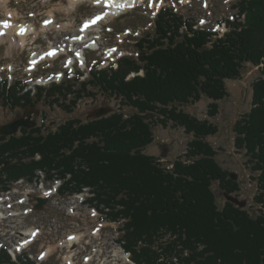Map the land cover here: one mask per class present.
<instances>
[{
    "label": "trees",
    "instance_id": "1",
    "mask_svg": "<svg viewBox=\"0 0 264 264\" xmlns=\"http://www.w3.org/2000/svg\"><path fill=\"white\" fill-rule=\"evenodd\" d=\"M235 5L237 13L226 21L223 36L196 28L172 9L162 10L155 35L138 42L137 58L120 60L117 69L91 71L77 89L66 81L39 88L31 97L18 83L5 82L0 96L13 109L45 103L72 113L95 89L120 97L128 109L96 120L72 118L47 132L40 126L0 137V192L22 178L33 181L38 170L48 180L55 174L64 180L63 196L90 188L89 203L107 209L113 221L126 220L121 241L138 264L175 259L180 264H264V214L216 203L214 182L225 193L240 191L207 141L219 128L179 109L207 96L213 101L209 116H216L217 102L229 96L225 83L238 80L246 66L264 63V0H236ZM141 71L144 76L128 80ZM254 85V107L234 127L235 148L256 174L255 202L264 203V79ZM155 122L173 123L194 136L186 154L190 163L177 161L168 170L144 154L154 141ZM0 264L35 263L27 255L14 262L2 251Z\"/></svg>",
    "mask_w": 264,
    "mask_h": 264
},
{
    "label": "rangeland",
    "instance_id": "2",
    "mask_svg": "<svg viewBox=\"0 0 264 264\" xmlns=\"http://www.w3.org/2000/svg\"><path fill=\"white\" fill-rule=\"evenodd\" d=\"M5 1L0 0V19L2 21L8 20L10 22L13 19L15 21L14 25L18 26L34 24L40 32L35 43L33 42L34 36H31L23 49L16 46L10 47L11 43L9 41L2 43L0 47V88H2L6 79L10 86L17 80L22 83L28 80L30 76L36 78L49 74L54 75L60 71L63 72L66 62H72V57L40 65L33 75L28 70L31 60L36 55L46 53L52 48H56L55 50L63 48V51L67 52L70 39L76 38L78 34L82 35L85 32L82 30L85 22L92 20L103 10L102 5L95 6L96 3L94 2H85L80 3L75 12L66 15L63 13V9L60 11L59 8L68 7L70 0H7V6L3 3ZM137 3L138 8L131 9L123 16L106 22L99 32H96L97 29L93 30L92 37L100 38L98 40L102 46L99 53L91 52L88 55V68L84 69V72L81 71L84 76H89L90 65H95V60L98 62L97 67L100 66L102 69L113 64L122 56L136 58L138 42L143 38H152L155 35L156 16L164 9L174 10L176 14L182 15L185 20L194 23L197 28L210 27L221 34L227 31L224 23L227 20H233L234 15L237 13V9H235L236 0H139ZM53 15H55L54 21H57L58 25H70V28L64 31L55 28L47 33L42 31L45 21H52ZM109 47H116L118 55L111 57L105 55L109 51ZM70 49H72V46ZM78 69L76 68V70ZM262 69H264V63L259 67L248 65L242 70V76L238 80H228L225 84L229 96L217 102L218 112L214 117L209 116V105L213 101L207 96H203L201 101L196 104L179 106V109H182L185 113L195 116L199 120L207 119L219 128L218 133L215 136L208 137L207 141L215 148L217 152L216 160L221 167L229 173L238 175L237 181L234 182H239L240 191L237 195H232L238 197L240 201H245L247 206L240 209H246L253 216L264 214V205L263 208H260L262 205L254 201L260 192L259 185L254 179L256 174L250 169L249 165H246L244 152L237 151L235 148L236 135L234 127L237 120L254 107V100L252 99L254 84L260 79H264V70ZM66 77L67 75L64 77L63 82L68 79ZM93 91L95 95L80 100L72 113H68L58 105L50 106L45 103L37 105L33 114L37 115L38 111L39 118L36 120L33 116L31 117L32 121L37 124L34 128L41 126L44 132H47L55 130L58 125L72 118L87 121L93 111L99 108H110L112 113L128 109L121 106L123 99L120 97L109 96L100 93L96 89ZM25 110L18 107L13 109L10 105H5L0 96V126L13 122ZM129 112L131 111L125 113L130 114ZM153 133L154 141L144 148V154L154 157L159 164H163L168 170H172L174 168L173 164L177 161L186 164L192 161L186 154L189 143L192 142L194 136L189 135L184 128L173 123L164 126L159 122H155ZM228 177L230 178V176ZM45 185L46 188H51L49 183ZM212 190L215 193L217 205L223 208L225 202H228L226 195L229 193H225L226 191L221 189L218 182L213 183ZM12 192L13 194L9 197L11 202H16V206L14 211L9 210L8 213H19V216L10 217L12 221L5 222L6 227L10 228V236L5 237L4 230H2L0 243L6 241L11 244L12 241L24 239L25 236L23 237L21 233L25 234V232L33 229L40 232L43 230V235L38 237L35 244L29 248L28 253L37 257L40 252L52 248L54 254L49 260L45 261L46 264H66L65 257L70 253L76 254L72 264H88V259L95 256L96 251L99 250V244L103 242H108L103 255L93 258L95 261L91 264H114L113 250L115 246L119 248L121 246L119 224L108 222L103 215L94 217L95 212L92 210V206L80 203L81 201L76 197L64 199L57 194L48 199L49 201L41 210L37 209L36 206L43 193L36 186L32 185L30 190L18 187ZM4 196L5 194H2V197ZM22 197L26 198L25 204H17L18 198ZM26 209L32 210V214L29 216L24 215L23 211ZM101 227H103V232L100 229V231L93 233V235H97L102 232V236L96 239L91 233ZM75 233H80L79 236L85 235L84 241L74 247L71 246L69 249L59 248L63 242L67 241L69 234L74 235ZM79 236L77 235V237Z\"/></svg>",
    "mask_w": 264,
    "mask_h": 264
},
{
    "label": "bare ground",
    "instance_id": "3",
    "mask_svg": "<svg viewBox=\"0 0 264 264\" xmlns=\"http://www.w3.org/2000/svg\"><path fill=\"white\" fill-rule=\"evenodd\" d=\"M6 1L3 2V3H4V5L7 6L8 2H6ZM141 1H143V0H141ZM85 2H94V3H96L95 6H99V5L101 6L102 4H104L103 0H100V2H97V0H70V4H69L68 7H65V8L62 7V8H59V10L61 11L63 9V13H65L66 15L72 14L73 12L76 11V9H77V7H78V5L80 3H85ZM107 2L108 3L107 4L105 3V4L109 7V11H108L109 18H108V16H106V17H104V19H103L104 21L102 23L95 22L94 24H91V26H90L91 28H95V30L96 29L100 30L104 23H106V22H108V21H110V20H112L114 18H117V17H120V16L126 14L131 9H134L137 6V4H138L135 0H109ZM54 20H55V15H53L51 23H49L47 25H45V23H44V25L42 26V28H43L42 31L47 33L49 31H51V29H55V28L60 29V31H64V30H67V29L70 28L69 27L70 25H58L57 21H54ZM0 21H2V20H0ZM14 23H15V21L12 19L10 21L11 27L6 28V29H0V31L5 32V35L0 36V45H2L3 42L9 41L11 43L10 47L13 48L14 46H16V47H19V48L23 49V48L26 47L28 39L31 36H34V38H33L34 41L33 42H35L37 40V35H39L40 31H38L37 27L34 24L27 25V26L26 25L25 26H18V25H14ZM71 27H73V26H71ZM21 29L24 30L23 34H20L21 33ZM85 34H86V36L84 37V39H87L88 38V34H89L88 31H85L84 35ZM79 36H80V34H78L76 39H72L73 43L81 44L78 41V37ZM85 43H90V41L85 42ZM96 45H99L98 41H96ZM96 45L93 42L91 43V47H94ZM58 53L62 54L63 51L60 50L59 52H57V51L55 52V51L52 50V52H50L47 55L48 58H46V59L55 60V59H57L60 56V54H58ZM107 55L111 56L112 55V51H109L107 53ZM39 56L40 55H36L35 56V58H34L35 60L31 64V66H32L31 70H36L38 68L39 64L42 63L44 60H46L44 58H39ZM52 194H53L52 192H47L46 193V195H48V196L52 195ZM260 208H263V205ZM98 231H100V230H98ZM98 231H96V232H98ZM25 234L31 236L33 239L38 235V233L35 230H29ZM93 236H95L96 239H99V237L102 236V235L101 234H97V235L94 234ZM84 237H85V235L77 237V235H75V234L73 235L72 234L70 236V238L67 241H65V243H62L60 245V247L61 248H65V247H71V246L78 245V244H80L83 241ZM107 244H108V242H103L102 244H99V246H100L99 250L97 249L98 251H96L95 256L93 258H95L96 256H102L103 252L105 251V248H106ZM52 253H54V251L52 250V248H50L49 250L46 251V253L42 256V258H45V257L51 255ZM75 256H76V254L68 255L67 257H65V260H66L67 264H72V260H73V258ZM113 257H115L114 258V264H127L129 262V258L123 252L122 248L121 249H117L114 252V256ZM99 258H101V257H99ZM90 259H92V258H90Z\"/></svg>",
    "mask_w": 264,
    "mask_h": 264
},
{
    "label": "water",
    "instance_id": "4",
    "mask_svg": "<svg viewBox=\"0 0 264 264\" xmlns=\"http://www.w3.org/2000/svg\"><path fill=\"white\" fill-rule=\"evenodd\" d=\"M33 111V110H32ZM32 111L26 114L25 117L17 118V120H14L13 122L0 126V137H10L16 135L20 129H27L31 130L33 129L37 124L36 122L32 121ZM112 113V110L110 108H99L97 110H94L92 115L88 120H94V119H101L109 114ZM28 117V118H26ZM230 178L234 181H237L238 175L235 173L229 174ZM227 201L230 203L236 205L239 208H244L247 206L245 201H240L238 198L227 194L226 195ZM39 204L37 206L38 209H42V207L46 204V200L39 199Z\"/></svg>",
    "mask_w": 264,
    "mask_h": 264
},
{
    "label": "snow or ice",
    "instance_id": "5",
    "mask_svg": "<svg viewBox=\"0 0 264 264\" xmlns=\"http://www.w3.org/2000/svg\"><path fill=\"white\" fill-rule=\"evenodd\" d=\"M97 2H100V0H97ZM96 19H99V17H97ZM96 22V20H92V21H86L83 28H88L91 26V24H94ZM51 23V21H45V25ZM11 27V24L9 21H0V29H6V28H9ZM83 30V29H82ZM23 29H21V33L20 34H23ZM2 35H5V32L3 31H0V36Z\"/></svg>",
    "mask_w": 264,
    "mask_h": 264
},
{
    "label": "flooded vegetation",
    "instance_id": "6",
    "mask_svg": "<svg viewBox=\"0 0 264 264\" xmlns=\"http://www.w3.org/2000/svg\"><path fill=\"white\" fill-rule=\"evenodd\" d=\"M30 109H31V108H27V109L25 110V112H24L21 116H18V117H22V116L26 115L27 113H29L30 111H32V110H30ZM33 112H34V111H32L31 114H33ZM32 116H33L34 119L37 120V119L39 118V112H37V115H34V114H33Z\"/></svg>",
    "mask_w": 264,
    "mask_h": 264
}]
</instances>
